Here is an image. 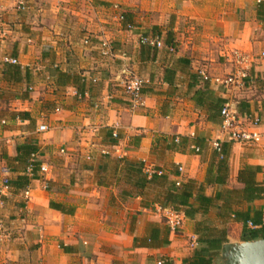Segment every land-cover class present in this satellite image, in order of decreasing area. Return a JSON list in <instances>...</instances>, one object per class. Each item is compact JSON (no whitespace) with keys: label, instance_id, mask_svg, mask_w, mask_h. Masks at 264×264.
Instances as JSON below:
<instances>
[{"label":"crops","instance_id":"0c3cea01","mask_svg":"<svg viewBox=\"0 0 264 264\" xmlns=\"http://www.w3.org/2000/svg\"><path fill=\"white\" fill-rule=\"evenodd\" d=\"M15 6L0 0V264H185L204 232L224 233L222 246L242 242V225L220 217L219 201L168 231L170 209L160 206L166 186L138 181L161 172L170 182L203 183L212 144L221 142L228 184L204 194L241 190L236 179L245 167L260 168L255 180L264 185V0H27L24 13ZM140 36L164 47L141 46ZM102 42L111 56L101 55ZM128 72L144 81L137 108L123 90ZM242 74L229 86L216 82ZM200 89L260 141L228 143L219 118L209 122L208 107L196 104ZM173 140L179 151L169 149ZM23 145L36 147L46 175L31 180L15 160ZM24 176L28 199L5 184ZM232 209L257 212L264 224V194Z\"/></svg>","mask_w":264,"mask_h":264},{"label":"trees","instance_id":"16d2710c","mask_svg":"<svg viewBox=\"0 0 264 264\" xmlns=\"http://www.w3.org/2000/svg\"><path fill=\"white\" fill-rule=\"evenodd\" d=\"M167 44V42H166ZM168 46L174 47L172 42ZM156 50V49H152ZM206 86V85H205ZM198 90L196 93V104L199 106H207L210 112L208 116L209 122L222 123L221 110L224 102L218 98L205 97V93L208 95V91ZM210 95V94H209ZM25 114H22V116ZM110 138L111 137V133ZM179 147L173 143L170 144L169 149L179 151ZM221 152L215 151L211 154L212 164L207 170V175L203 183H197L193 180H187L186 182L168 181L163 174L157 176V173L152 174L151 178L147 180V176L142 174L138 181V186L144 187L149 184L166 186V191L162 196V202L160 206L162 208H169L170 210L178 213H182L184 218L192 220L196 215H205L208 210L213 206L214 202H221L219 208L220 217L222 219L232 220L242 225L241 240L252 241L255 239H264V224L262 223L261 216L259 213H255V217L251 218L247 213L233 210L232 207L239 205L242 202L251 203L262 198L264 194V185L256 182L255 177L260 171L258 167H245L240 170L237 175V183L242 186L241 190H225L216 191L215 195L208 197L204 194L207 187L227 186L228 182V157H227V145L220 143ZM195 149H198L196 152ZM200 144L193 147V152L196 155L201 153ZM17 156L15 160L24 162L27 169H31L32 179L36 178L40 168V163L33 159L31 156L37 153L35 146L23 145L16 148ZM21 154V156H19ZM126 162V161H125ZM178 171V170H177ZM140 174V171H137ZM179 175V172H176ZM30 179L27 176L20 178L16 183L7 184L8 187H18L24 190L28 187ZM249 225L253 226L250 228ZM168 231L169 228L167 227ZM199 233V231H198ZM210 235L204 232L199 239H197V245L199 246L191 258H189L185 264H212V260L218 255L223 243L226 242L224 233L209 237ZM158 240L157 234L150 236L148 239L149 245H152ZM162 264H170L167 260L160 261Z\"/></svg>","mask_w":264,"mask_h":264},{"label":"built area","instance_id":"2783aa9c","mask_svg":"<svg viewBox=\"0 0 264 264\" xmlns=\"http://www.w3.org/2000/svg\"><path fill=\"white\" fill-rule=\"evenodd\" d=\"M16 8L18 12H26L28 7H27V0H16ZM119 21L120 22H125L124 16L120 15L119 16ZM133 26L129 23L126 24V29L131 30ZM139 44L141 46H145L150 49H156L159 50L164 47L163 42L161 41L160 38L154 37V36H140L138 40ZM85 45L89 44V40L84 41ZM168 52L173 53L174 48L173 47H168L167 48ZM111 49L110 45L108 42H102L101 43V55L104 57L111 56ZM234 59L241 63L245 61V57L239 53H234ZM7 63L11 65H16L17 61L14 59H7ZM245 76L242 74L239 79H234L233 77L225 78L222 80H216V82L220 85L224 86H229L232 83H235L236 81H241ZM204 80L207 81V79L204 77ZM144 87V81L142 78L137 76L136 74L132 72H128L124 75L123 79V90L126 96L129 98V102L131 104L132 108H137L142 105V90ZM221 118H222V123H221V129L222 132L225 134L227 138V142L231 144H248V143H258L260 141V134L258 133H253L248 130H245L240 123L238 122L236 115L234 112L230 111L229 107L227 105L223 106L221 110ZM254 125H259L261 124L259 119L253 120ZM38 131L40 133L46 132L47 128L45 126H40ZM111 137L113 140H117L119 138L118 133L113 130L111 132ZM220 143L221 142H214L212 144L213 151L220 153L221 148H220ZM197 152L198 149H195ZM33 159H36V154L31 156ZM31 170V169H29ZM179 173L182 171L181 168H178ZM41 175H46L48 171V166L46 165H40L39 171ZM147 175L151 176L153 173L151 172H146ZM161 172H158L157 175H161ZM6 187L7 182H5ZM46 187L47 184L45 183ZM176 185H179V182L176 183ZM25 197L28 199L29 196V190H25ZM184 215L182 213L174 212L172 210L166 211L165 214V224L169 228V230L173 233H176L182 229L183 222H184ZM1 231L2 227L0 225V236H1ZM193 246H197V242L193 241L192 242ZM158 264H162V262H158Z\"/></svg>","mask_w":264,"mask_h":264},{"label":"water","instance_id":"95a60500","mask_svg":"<svg viewBox=\"0 0 264 264\" xmlns=\"http://www.w3.org/2000/svg\"><path fill=\"white\" fill-rule=\"evenodd\" d=\"M212 264H264V239L226 243Z\"/></svg>","mask_w":264,"mask_h":264},{"label":"rangeland","instance_id":"374dc122","mask_svg":"<svg viewBox=\"0 0 264 264\" xmlns=\"http://www.w3.org/2000/svg\"><path fill=\"white\" fill-rule=\"evenodd\" d=\"M15 9L17 10L16 6H15ZM18 12V11H17Z\"/></svg>","mask_w":264,"mask_h":264}]
</instances>
